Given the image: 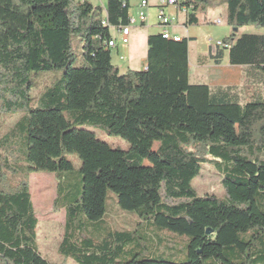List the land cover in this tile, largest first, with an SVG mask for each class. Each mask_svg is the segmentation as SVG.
Segmentation results:
<instances>
[{
  "label": "trees",
  "instance_id": "trees-1",
  "mask_svg": "<svg viewBox=\"0 0 264 264\" xmlns=\"http://www.w3.org/2000/svg\"><path fill=\"white\" fill-rule=\"evenodd\" d=\"M210 1H181L187 26L200 24ZM130 2L108 0L105 10L78 0H0V113L26 114L0 140V264H50L38 248L34 173L57 179L54 209L66 212L59 255L75 264H264V99L240 104L224 90L192 85L186 38L150 36L147 70L122 73L109 42L112 27L130 23ZM224 2L237 29L223 41L231 63L264 72V34L238 35L246 26L264 29V0ZM61 69L33 107V74ZM84 124L105 127L129 150L77 127ZM70 155L81 163L79 194L65 178L75 169ZM144 162L161 173L162 200L153 208L133 198ZM205 165L222 177L226 199L197 196L193 181ZM110 192L148 226L190 237L187 261H124L133 233L87 236L89 224L104 221Z\"/></svg>",
  "mask_w": 264,
  "mask_h": 264
},
{
  "label": "rangeland",
  "instance_id": "rangeland-1",
  "mask_svg": "<svg viewBox=\"0 0 264 264\" xmlns=\"http://www.w3.org/2000/svg\"><path fill=\"white\" fill-rule=\"evenodd\" d=\"M219 14L222 19L221 25H215L210 22L212 14ZM227 6L224 0H211L207 9V14L201 17L200 22V37H207L205 27H208V32L212 35L211 38L217 39L225 35L227 30H230V36L235 33L227 21ZM229 28V29H227ZM112 34L115 31L111 29ZM264 29L251 25L241 28L238 35H263ZM229 36V37H230ZM228 37V38H229ZM217 41V40H215ZM77 41H74V46ZM76 49H79L76 47ZM113 62L115 66L121 67V63L113 51ZM76 67L79 63L75 64ZM122 72H125L122 70ZM64 70H55L50 72L34 73V87L31 91L33 98L32 106L37 105L38 99L44 91L52 86L57 80L62 78ZM24 113H0V140L7 135L12 128L25 116ZM94 132L97 137L109 144L112 148L128 151L130 144L123 138L115 135H110L103 126L93 124H84L77 126ZM74 165V171L70 174H65L70 191H75L77 194L82 189V176L80 175L81 163L77 156H68ZM18 168L26 166V157L21 154L17 160ZM142 173L136 182L134 188V201L137 206L153 208L162 200L160 190L161 173L153 169L152 165L144 162ZM30 190L36 216L39 220L38 231V248L42 256L48 260L50 264H75L72 260L65 259L59 255V246L64 236L65 228V210L57 211L54 209V202L57 198V179L54 174L34 173L30 175ZM222 177L217 170L211 165H205L202 173L193 181V187L198 197L206 194L215 195L221 199L227 198V193L223 187ZM86 235L96 239H103L110 233L129 232L134 234V240L126 248V252L122 255L124 261L130 260L134 256L140 259H148L159 256L167 261L175 263H184L188 257V246L190 237L178 235L166 230L150 227L139 219L135 212L122 210L116 196L109 193L107 200V213L105 219L100 224H89L87 226ZM161 239L160 244L158 241ZM159 247L158 251L156 248Z\"/></svg>",
  "mask_w": 264,
  "mask_h": 264
},
{
  "label": "crops",
  "instance_id": "crops-1",
  "mask_svg": "<svg viewBox=\"0 0 264 264\" xmlns=\"http://www.w3.org/2000/svg\"><path fill=\"white\" fill-rule=\"evenodd\" d=\"M150 6L145 9L147 21H138L141 12V0H131L129 17L137 19V23L132 27L130 44L123 46L119 43V29L112 27L115 35H111L117 40V48L112 50V57H115L124 65L117 67L123 71L145 70L148 57V39L150 36L163 33V27L158 21V9L160 0H149ZM79 3L89 2L95 7H102L106 10L108 0H78ZM166 14L175 19L170 26L174 36L189 39V62H190V83L192 85H207L215 93L225 91L230 97L245 104L256 98L264 99V72L260 68L248 65H233L230 60V50L217 48L213 45L215 40L224 41L230 35V30L225 35L217 39L211 38L207 31V37H200V24L198 26H187V14L179 9L169 7L165 10ZM222 20L219 14H212L210 22ZM201 22V20H200ZM223 22V21H222ZM229 29V28H227ZM124 58L123 60L121 58ZM114 64V62H113ZM115 65V64H114ZM122 72V73H125Z\"/></svg>",
  "mask_w": 264,
  "mask_h": 264
},
{
  "label": "built area",
  "instance_id": "built-area-1",
  "mask_svg": "<svg viewBox=\"0 0 264 264\" xmlns=\"http://www.w3.org/2000/svg\"><path fill=\"white\" fill-rule=\"evenodd\" d=\"M182 0H160V8L158 9V21L159 24L163 27V37L168 40H173L176 42H180L183 38L179 36H174L170 30V26L174 23L175 19L171 18L168 16L165 12V10L169 7H173L176 9H179L180 11L185 12L186 14L188 13V9L181 8L180 3ZM150 6V1L149 0H141V12L138 17V21L140 23H145L147 21V14L145 13V9H147ZM137 23V19L130 18V23L126 26H121L118 27L119 29V43L123 46H128L130 44V38H131V33H132V27ZM105 25L106 22L104 23ZM215 25H221L222 20H215L214 22ZM117 40L112 39L109 42V48L114 50L117 48ZM213 45L216 46L217 48H224V49H229L230 47L226 45L223 41H214ZM122 60L124 59L123 57L121 58ZM147 70V67L146 69Z\"/></svg>",
  "mask_w": 264,
  "mask_h": 264
},
{
  "label": "water",
  "instance_id": "water-1",
  "mask_svg": "<svg viewBox=\"0 0 264 264\" xmlns=\"http://www.w3.org/2000/svg\"><path fill=\"white\" fill-rule=\"evenodd\" d=\"M235 31L237 32V29H235Z\"/></svg>",
  "mask_w": 264,
  "mask_h": 264
}]
</instances>
